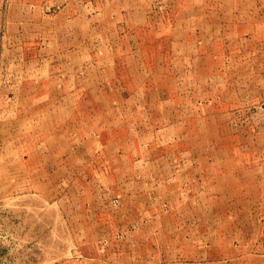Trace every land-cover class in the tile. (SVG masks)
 <instances>
[{
	"label": "rangeland",
	"instance_id": "374dc122",
	"mask_svg": "<svg viewBox=\"0 0 264 264\" xmlns=\"http://www.w3.org/2000/svg\"><path fill=\"white\" fill-rule=\"evenodd\" d=\"M0 264H264V0H0Z\"/></svg>",
	"mask_w": 264,
	"mask_h": 264
}]
</instances>
